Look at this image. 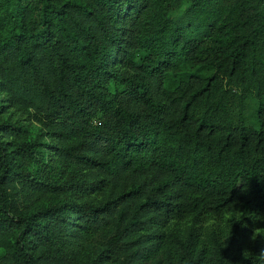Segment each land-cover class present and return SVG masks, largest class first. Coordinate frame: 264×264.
<instances>
[{"label":"trees","instance_id":"1","mask_svg":"<svg viewBox=\"0 0 264 264\" xmlns=\"http://www.w3.org/2000/svg\"><path fill=\"white\" fill-rule=\"evenodd\" d=\"M0 93L73 173L32 172L0 122V264H264L238 256L264 220V0H0ZM65 188L105 198L32 206ZM225 212V240L168 228Z\"/></svg>","mask_w":264,"mask_h":264},{"label":"rangeland","instance_id":"2","mask_svg":"<svg viewBox=\"0 0 264 264\" xmlns=\"http://www.w3.org/2000/svg\"><path fill=\"white\" fill-rule=\"evenodd\" d=\"M0 102L3 103L2 111H0V122L9 121L23 127L21 133L8 136L6 139L9 140L10 143L18 142L20 139L33 142L32 148L35 149L34 154L36 155V160L34 161L33 159H30V157H28V159L27 157H24L26 166L35 174L44 173L47 176L59 174V177L62 178L64 176V180L70 182L73 178V173L70 171V167L62 160V158L53 153L49 145V143L55 142L56 140L49 136V134L41 127V124L32 117L28 110L11 105L4 93H0ZM256 107L257 102L255 103L254 99H249L244 114L248 123L257 126ZM234 109H236V107H234ZM41 159L45 161L44 164L40 163L39 160ZM82 171L83 170H81V172ZM64 197H69L75 202H88L92 204H97L105 198L104 193L100 190L85 192L72 191L69 188H65L63 190L45 191L36 199L32 200L31 204L33 207L37 208L53 203ZM238 217L239 212H225L221 218L211 216L193 218L192 216H188L181 220L171 219L168 228L172 227L174 229L182 230L186 229L190 224H194L195 230L199 233L200 238L207 240V234L210 230H215L220 238L225 240L231 220L237 219ZM254 246L258 248L260 255H264V220L248 224L246 236L240 243L238 256H243L245 253L251 251ZM89 254L92 258L97 256L95 250L91 251ZM94 264L113 263L98 258Z\"/></svg>","mask_w":264,"mask_h":264}]
</instances>
